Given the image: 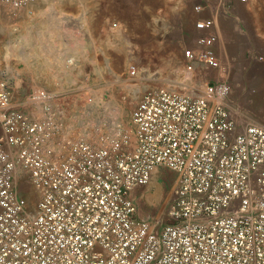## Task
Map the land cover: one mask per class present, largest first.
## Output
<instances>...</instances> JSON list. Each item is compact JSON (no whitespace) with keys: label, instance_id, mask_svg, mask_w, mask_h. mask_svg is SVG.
I'll return each mask as SVG.
<instances>
[{"label":"built area","instance_id":"built-area-1","mask_svg":"<svg viewBox=\"0 0 264 264\" xmlns=\"http://www.w3.org/2000/svg\"><path fill=\"white\" fill-rule=\"evenodd\" d=\"M33 1L0 0V14ZM218 40L208 27L185 49L188 73L225 69ZM231 93L224 79L198 95L157 87L130 129L95 142L65 132L52 95L18 98L3 78L0 264H264V125H240ZM158 168L177 175L165 224L134 199ZM20 184L37 189L34 211Z\"/></svg>","mask_w":264,"mask_h":264},{"label":"rangeland","instance_id":"rangeland-1","mask_svg":"<svg viewBox=\"0 0 264 264\" xmlns=\"http://www.w3.org/2000/svg\"><path fill=\"white\" fill-rule=\"evenodd\" d=\"M58 21L55 36L71 34L90 47L84 61L66 63L58 84L36 83L25 78L11 60L3 61L0 80L14 74L21 98L34 91L53 96L52 105L65 132L90 141L110 140L130 129L139 98L157 87L202 94L208 83H231L230 103L240 125H264V3L255 0H35ZM168 2V3H166ZM170 2V3H169ZM234 2V3H233ZM224 8L232 21L223 27ZM8 15V14H6ZM212 27L221 45L224 70L197 65L194 74L185 69L184 51ZM59 32V34H57ZM53 33V34H54ZM70 40V41H71ZM225 42L226 50L223 48ZM13 80V79H12ZM97 106V108H95ZM39 112L41 108H38ZM153 180L161 190L153 186ZM177 175L158 168L148 186L134 193L137 215L151 222L168 223L167 211L175 198ZM34 211L38 191L20 184Z\"/></svg>","mask_w":264,"mask_h":264},{"label":"crops","instance_id":"crops-1","mask_svg":"<svg viewBox=\"0 0 264 264\" xmlns=\"http://www.w3.org/2000/svg\"><path fill=\"white\" fill-rule=\"evenodd\" d=\"M233 1L236 2V0ZM255 1L256 3H264V0ZM231 3V0L221 1V4L224 5ZM37 5L39 3L34 0L27 9L20 12L16 17H11L6 13L0 14V72L2 67L7 66L3 64V61L11 60L14 66L24 71L26 79L42 84H58L63 79L61 70L64 65L71 63V61L77 63L84 61L86 53L90 52L91 49L82 41L73 45L71 34L68 36L61 35V37L55 36L54 31L56 29L61 30V26L64 27V24L60 25L58 21L50 22L51 20L46 18L49 13L42 9L40 10L41 13L37 12ZM232 17L234 16L228 14L224 8L221 15V24L224 28L232 21ZM260 17L262 18H259V21L264 20V15ZM258 35L264 36V33ZM220 44H222V40L217 44V52L221 59ZM223 48L226 50L225 42ZM5 77L13 79V84L18 85L20 83L14 74H5L3 78Z\"/></svg>","mask_w":264,"mask_h":264},{"label":"bare ground","instance_id":"bare-ground-1","mask_svg":"<svg viewBox=\"0 0 264 264\" xmlns=\"http://www.w3.org/2000/svg\"><path fill=\"white\" fill-rule=\"evenodd\" d=\"M95 108H97V106H95ZM153 186L154 187H156L158 190L160 189L161 190V185H159V184H157L156 182H155V180H153Z\"/></svg>","mask_w":264,"mask_h":264}]
</instances>
